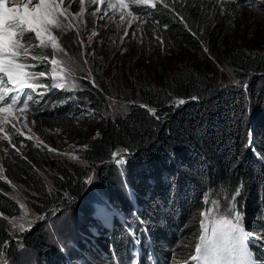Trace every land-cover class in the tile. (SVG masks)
I'll return each instance as SVG.
<instances>
[{"label":"trees","instance_id":"16d2710c","mask_svg":"<svg viewBox=\"0 0 264 264\" xmlns=\"http://www.w3.org/2000/svg\"><path fill=\"white\" fill-rule=\"evenodd\" d=\"M165 4L163 0L151 8L143 5L133 8L147 22L140 28L147 47L155 43L158 46L153 36L159 35L166 44L176 43L180 38L176 45L185 43L189 48H199L180 23L179 18L183 17L192 33L202 31L209 37L207 45L212 59L216 57L217 63L231 69L241 82L247 80L257 111L248 109L242 89L224 84L220 68L214 60L206 58L203 67H191L177 77L161 78L157 84L142 86L128 79L129 92L117 94L128 104L126 113L101 117L96 122V133L83 140L86 167L53 163L52 171L46 173L50 184L47 185L42 176L47 170L46 160L31 147L4 159L7 180L23 187L38 201L40 208L34 207L40 214L57 206L86 212L85 180L91 175L98 178L108 190L112 209L123 216L121 225L116 223L110 234L111 246L120 263L127 260V246L131 243L123 224L129 228L127 224L131 223L134 227L130 233L137 234V220L143 221L141 224L150 234L159 258L174 264L186 261L199 238L203 215L229 207L230 195L241 184L244 188L237 206L243 214L244 228L264 242V50L248 52L233 47L220 55L228 33L226 25H213L206 10L196 17L187 16L180 9L179 0H173L167 8ZM153 20L168 25L167 29ZM95 84L98 87L84 80L83 89L76 95L54 93L45 97L43 110L30 107L28 111H32L35 122L48 130L77 131L75 105L79 107L87 100L88 107L95 109L111 94L102 81L96 79ZM69 96H73L74 102L62 105ZM179 99L186 103L177 105ZM140 104L155 109L156 115ZM250 136L252 146L248 145ZM125 149L130 159L128 193L134 194L132 203L125 195L114 192L110 184L111 153ZM9 191L8 184L0 181V211L16 214L17 206L6 196ZM205 199L211 209L207 212ZM90 224L87 230L82 229L83 243L77 244L66 257L75 264H114L108 238L98 234V227L92 230ZM20 237L22 244L44 264H67L63 256L48 246L42 224ZM4 244L7 255L17 260V243L0 230V249Z\"/></svg>","mask_w":264,"mask_h":264},{"label":"rangeland","instance_id":"374dc122","mask_svg":"<svg viewBox=\"0 0 264 264\" xmlns=\"http://www.w3.org/2000/svg\"><path fill=\"white\" fill-rule=\"evenodd\" d=\"M161 1L163 0H152V5L161 4ZM164 1L168 6L173 3V0ZM179 1L180 9L187 16L196 17L200 11L206 10V15L213 25H226L228 33L225 36L220 55L233 47L248 52L264 50V0ZM25 2L26 0H9L8 6L23 5ZM126 2L129 5L132 4L127 0ZM34 3L35 0H33ZM141 5L149 8L153 7L151 5ZM65 7H68L71 13L78 14L72 17L74 21L72 29L60 34L58 38V44L67 50V56L61 53L59 48L56 49L55 55H51L52 50L49 47L47 50L49 58L46 61L48 75L40 79L49 84L52 83L51 59L66 60L69 57L76 59L82 65L84 71L69 74L57 71L55 76L64 84L65 90L56 89L48 93L47 96L58 92L76 95L78 90L83 89L84 80L90 82L91 78H84L88 70L92 71L95 81L96 79L102 81L110 89L111 94L106 96L105 102L96 106L95 109L88 107L87 100H83L79 107L75 105L78 128L74 132L51 131L37 122L33 124L31 123L32 111H28V115L24 116L17 109H13L9 113L8 122H0V129H2L0 131V181L8 184L10 191L6 196L17 206L16 214H6L0 211V230L7 232L11 239L17 243L19 253L17 260L11 259L7 255V251L3 249L6 248V244L2 245L0 264H44L39 256L22 244L20 237L21 234L30 231L38 224H42L46 230L50 249L57 255L66 257L68 252L74 250L77 244L83 243V227L87 230L91 226L90 223H92V230L94 227H100L99 231L101 233L98 232V234L100 233L103 237L108 238L115 228V224L119 225L121 223L120 220L123 216L119 210L114 209L113 211L108 190L103 187L96 177H92L93 181L88 184L87 193L84 196L86 198L83 203H87L86 212L78 208L57 206L47 213L40 214L35 209V207L40 208L38 201L31 198L23 187L15 186L7 180L4 171V159L13 152L21 154L27 147H31L46 160L47 170L42 173V176L47 185L49 179L46 173L52 171L51 165L53 163L77 164L86 167L83 157L85 148L83 140L96 133V122L101 117H115L126 113L128 104L126 101L119 99L117 94L129 92L128 79H132L134 83L142 86L148 85L150 82L157 84L161 78L184 75L191 67H203L207 59L214 60L222 72L224 84L242 89L248 109L258 110V106L253 107L254 100L251 97V88L247 80L241 82L231 69L220 66L216 57L211 58L207 45L209 37L202 31L194 36L189 31L188 24L185 27V24L180 21L184 26L183 28L194 37L199 48H189L185 43L176 45L180 38L176 43L161 44L156 36H153V39L157 40L159 45L155 46V43V45L148 48L146 45L148 43H146L140 30L147 22L141 17L137 16V19L132 20L131 17L127 16V11L122 12L119 8L115 11L112 8L105 9L107 15L103 18L100 12L89 15L88 13L93 7H103L100 4L90 5L89 0H84L83 5L79 0H64L61 10ZM129 10L132 9L129 7ZM122 14L125 16L124 21L120 20ZM77 29L80 33L79 36L76 34ZM133 29H135L134 34ZM125 31L132 38L124 36ZM92 33H98V35L93 36ZM53 34H57V31L54 30ZM89 36H91V39H89ZM80 39L84 41L83 54L79 44L75 43ZM33 43H35L34 35ZM204 48H207L208 51L205 52ZM33 52L38 54L39 49L29 52L28 63L39 64V60H31ZM92 52L95 53L94 58L88 55ZM84 59H88L90 63L83 65ZM58 67H63V65ZM26 70L36 71L38 69L29 68ZM245 85L247 86L246 89ZM37 91H42V89ZM2 120L3 117H0V121ZM25 124H27V127L24 126ZM17 128H19L20 134L16 133ZM4 137H7V139H4ZM119 152L124 153V151ZM124 158L126 163L123 165H117L113 160L109 162L111 169H113L110 184L114 192L125 195L127 200L132 203L133 197L128 193L130 189L128 179L130 159L128 153ZM103 202H106L107 206ZM227 209L228 207L214 214V216H225ZM40 216L44 218L38 219ZM114 216L116 220L114 219V222L111 223ZM212 217L207 215L203 222L210 226ZM21 224L24 226L23 230L20 229ZM140 225L143 226L141 223ZM252 237L256 238L257 236L253 234Z\"/></svg>","mask_w":264,"mask_h":264},{"label":"snow or ice","instance_id":"6c2138e0","mask_svg":"<svg viewBox=\"0 0 264 264\" xmlns=\"http://www.w3.org/2000/svg\"><path fill=\"white\" fill-rule=\"evenodd\" d=\"M79 2L83 5L84 0H79ZM63 3L64 0H35L33 4V0H26L23 5L14 4L13 6H8L9 0H0V117H3L0 122L7 123L9 113L13 109H17L24 116L28 115L30 107L33 110H43L46 103L45 97L48 93L56 89L65 90L64 84L55 76L57 71L66 74L84 71L82 65L76 59L70 57L66 60L51 59L52 83L49 84L40 79L48 75L46 61L49 58L47 51L49 47L52 50L51 55H55L56 49L59 48L60 52L67 56V50L58 44V38L60 34L72 29L74 24L72 17L78 14L71 13L68 7L61 10ZM132 3L154 7L152 0H132ZM89 4H100L103 6L101 8L93 7L88 13L89 15H95L100 12L102 18L107 15L105 11L107 8H112L113 11L117 8L122 12L127 11V16L131 17L132 20L137 19V15H140V13H135V9L129 10L130 5L126 0H114V2L113 0H89ZM164 6L168 7L167 4ZM124 19L125 16L122 14L120 20L124 21ZM180 19L183 23V17ZM152 22L164 29L168 27L166 24L161 25L158 20H153ZM185 27H187L186 24ZM54 30L57 31V34H53ZM134 33L135 29H133ZM76 34L78 36L80 34L78 29ZM33 35L35 43H33ZM91 35L97 36L98 33H92ZM192 35L195 36L196 33L193 32ZM124 36L132 38L127 31H125ZM89 39H91V36H89ZM157 40L161 44L165 43L159 35H157ZM75 43L79 44L83 54V39ZM34 49H39V52L38 54L33 52L31 60H39V64L28 63L29 52ZM204 51L207 52V48H204ZM88 55L94 58L95 53H88ZM89 63L88 59L83 60V65H88ZM60 65H63V67H58ZM29 68L38 70H26ZM84 78H91L90 83H92L93 87H98L95 84V78L91 70L87 71ZM244 87L246 89L247 86L245 85ZM38 89H42V91H37ZM9 93L10 95H8ZM192 99H198V97H193ZM185 103L184 99L176 101L177 105ZM139 106L147 107V110L153 116L156 115L155 109L144 104ZM31 123H35L34 118ZM24 126L27 127V124ZM16 133L20 134L19 128L16 129ZM4 139H7V137H4ZM248 145H253L251 136L248 139ZM49 150L51 151V149ZM127 153L128 149H125L123 154L119 151H113L111 158L117 165H123L126 163L124 156ZM92 181L93 178L89 176L85 183L91 184ZM243 188L244 185L241 184L234 189L229 197L230 206L226 215L220 220L213 222L210 233L208 225L201 221L199 243L195 245V255L191 256V259L196 264H247L245 239L249 234L241 226L243 214L237 206V198L241 196ZM103 203L107 206L106 202ZM210 210L208 201L205 199V212ZM101 214L103 215V213ZM133 214L135 215V212ZM43 218V216L38 217V219ZM141 223H143L142 220ZM23 227V224H21L20 229L23 230ZM131 235L135 244L141 243L139 236L135 232H132ZM133 264H137V262L134 261Z\"/></svg>","mask_w":264,"mask_h":264},{"label":"bare ground","instance_id":"6f19581e","mask_svg":"<svg viewBox=\"0 0 264 264\" xmlns=\"http://www.w3.org/2000/svg\"><path fill=\"white\" fill-rule=\"evenodd\" d=\"M114 217H115V216H114ZM114 217H113V218H114ZM112 220H113V219H112Z\"/></svg>","mask_w":264,"mask_h":264}]
</instances>
